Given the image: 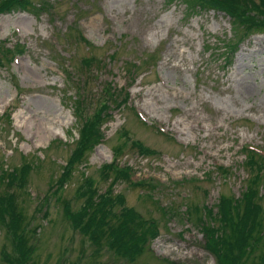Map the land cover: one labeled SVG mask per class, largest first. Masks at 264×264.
Here are the masks:
<instances>
[{
    "label": "rangeland",
    "instance_id": "374dc122",
    "mask_svg": "<svg viewBox=\"0 0 264 264\" xmlns=\"http://www.w3.org/2000/svg\"><path fill=\"white\" fill-rule=\"evenodd\" d=\"M40 1L45 0H33ZM47 1L49 11L28 8L0 15V50L17 55L11 59L2 52L0 165L11 170L35 163L26 187L15 189L27 216L33 261L219 264L198 218L210 221L208 211H217L221 195L240 197L253 176L245 148L264 155V34L247 37L228 67L227 44L244 31L223 12L191 15L181 0ZM84 58L104 60L98 76L89 77L90 93L99 94L111 82L126 89L129 98L121 110L111 111L103 143L87 153L65 189L55 193L80 138L75 75ZM126 63L140 65L129 68ZM127 69L134 75H127ZM9 112L11 120L3 118ZM124 130L158 155L138 154L125 142ZM124 142L120 167L133 171L132 181L156 186L150 191L124 181L114 184L128 207L158 225V237L135 262L115 254L106 240L101 247L93 245L64 211V203L74 212L84 206L83 174L94 179L102 194L107 192L114 177L106 182L102 167ZM261 194L264 204V179ZM194 206L201 209L194 211ZM8 232L0 219V264H7L3 249L13 251Z\"/></svg>",
    "mask_w": 264,
    "mask_h": 264
},
{
    "label": "trees",
    "instance_id": "16d2710c",
    "mask_svg": "<svg viewBox=\"0 0 264 264\" xmlns=\"http://www.w3.org/2000/svg\"><path fill=\"white\" fill-rule=\"evenodd\" d=\"M181 1L192 12L191 15L198 14V11H220L230 16L234 25L244 31L240 38L235 33L236 42L227 44L229 52L225 59L228 67L232 64L231 57L238 52V46L247 37L255 33L264 34V0ZM51 7L52 3L47 0L40 1V3H35L33 0H0V15L28 10V8L49 11ZM80 41L90 45V42L82 36H80ZM17 48L18 53L23 52L19 46ZM4 51L6 55H11V59L13 56L7 48L0 50L2 60H0V65L3 64L2 52ZM111 58L114 59L113 61L116 60L114 56ZM103 62L101 58H84L76 69L78 96L74 99V103L76 115L80 120V138L55 184L57 187L54 186L55 193L60 189H65L76 168L85 162L87 153L103 143V127L113 118L111 111L121 110L128 101V91L123 88L117 89L111 82L103 86L99 94L88 91L89 77L98 76ZM139 65L126 63L129 68ZM93 67L95 71H91ZM126 72L127 75H134L130 69ZM69 78L71 79V75ZM93 95L97 96L95 103H93ZM93 105H95L94 111L89 113ZM3 118L11 120L12 113H6ZM123 137L125 142H129L141 156L158 155L157 151L146 147L139 141L132 140L128 131L124 130ZM125 142L115 151L113 161L102 167L101 175L106 182L114 177L107 192L102 194L95 188L94 179L83 174L84 185L80 189V195L84 198V206L79 212H74L68 204L64 203V211L73 227L86 236L93 245L101 247L103 240H106L108 247L115 254L130 262H135L144 254L151 241L158 237V225L156 220L145 219L136 209L128 207L125 196L115 194L114 184L124 181L135 188L147 186L150 191H153L156 186L146 181H132L134 180L133 171L120 167L118 158L123 154ZM243 151L247 153V165L253 176L244 185L240 197L221 195L216 205L217 211H208L210 221L198 218L202 221L201 227L207 248L217 257L219 264H264V204L261 194L264 179V155L253 151L250 147ZM34 168H36L34 162H27L22 167H13L11 170L0 165V219L7 226L13 245L12 252L3 249V259L7 264H36L33 261L34 248L29 245L30 237L27 235V216L20 204V193L15 190L18 188L21 192L26 187ZM162 209L165 210L164 207ZM199 209H201L199 206H194L192 210ZM191 211L188 214H192ZM170 214L174 215L173 211Z\"/></svg>",
    "mask_w": 264,
    "mask_h": 264
},
{
    "label": "bare ground",
    "instance_id": "6f19581e",
    "mask_svg": "<svg viewBox=\"0 0 264 264\" xmlns=\"http://www.w3.org/2000/svg\"><path fill=\"white\" fill-rule=\"evenodd\" d=\"M190 253H187L186 255H189ZM193 254V253H192Z\"/></svg>",
    "mask_w": 264,
    "mask_h": 264
}]
</instances>
